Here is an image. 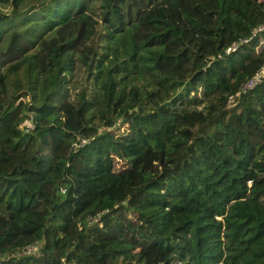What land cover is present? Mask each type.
<instances>
[{"label":"trees","instance_id":"1","mask_svg":"<svg viewBox=\"0 0 264 264\" xmlns=\"http://www.w3.org/2000/svg\"><path fill=\"white\" fill-rule=\"evenodd\" d=\"M263 64L264 0H0V264H264Z\"/></svg>","mask_w":264,"mask_h":264},{"label":"built area","instance_id":"2","mask_svg":"<svg viewBox=\"0 0 264 264\" xmlns=\"http://www.w3.org/2000/svg\"><path fill=\"white\" fill-rule=\"evenodd\" d=\"M258 28H259V27H258ZM242 40L244 41L245 39H242ZM234 47H235V43H232V44L230 45V47H228L227 49H231V48L233 49ZM262 76H264V64H263L261 67H259V68H258V69L252 74V76L249 77V78L243 83V85H242V91H244V90L247 89V88L252 87L254 84H256V83L260 80V78H261ZM84 142H86V139H85L84 137H82V136H76L75 140L71 142V148H72V149H75V148H77V147H79V146H82V145L84 144ZM88 220H89V221H92V220L95 221V220H97V216H92V217H90ZM30 249H31V246H30V245L24 247V250H25L26 252H28Z\"/></svg>","mask_w":264,"mask_h":264},{"label":"rangeland","instance_id":"3","mask_svg":"<svg viewBox=\"0 0 264 264\" xmlns=\"http://www.w3.org/2000/svg\"><path fill=\"white\" fill-rule=\"evenodd\" d=\"M125 127H126L125 125H122L121 127H119L118 131H119L120 133H126L127 130H126ZM60 189H61V188H60ZM61 190H62V189H61Z\"/></svg>","mask_w":264,"mask_h":264}]
</instances>
